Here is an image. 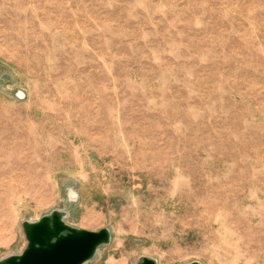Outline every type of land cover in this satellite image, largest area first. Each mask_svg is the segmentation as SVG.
Wrapping results in <instances>:
<instances>
[{"label":"rangeland","instance_id":"obj_1","mask_svg":"<svg viewBox=\"0 0 264 264\" xmlns=\"http://www.w3.org/2000/svg\"><path fill=\"white\" fill-rule=\"evenodd\" d=\"M53 212L84 264H264V0H0V261Z\"/></svg>","mask_w":264,"mask_h":264},{"label":"water","instance_id":"obj_2","mask_svg":"<svg viewBox=\"0 0 264 264\" xmlns=\"http://www.w3.org/2000/svg\"><path fill=\"white\" fill-rule=\"evenodd\" d=\"M23 229L26 248L20 255L3 259L0 264H84L98 247L110 242L108 229L95 232L71 227L59 212L34 223L24 222ZM140 264L155 263L143 259Z\"/></svg>","mask_w":264,"mask_h":264}]
</instances>
